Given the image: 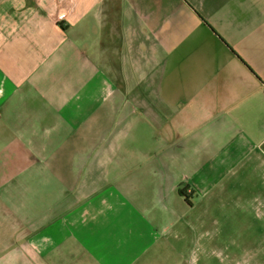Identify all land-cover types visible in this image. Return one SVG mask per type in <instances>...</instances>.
<instances>
[{"label":"crops","instance_id":"crops-1","mask_svg":"<svg viewBox=\"0 0 264 264\" xmlns=\"http://www.w3.org/2000/svg\"><path fill=\"white\" fill-rule=\"evenodd\" d=\"M63 11L0 10V264L186 253L264 185V0Z\"/></svg>","mask_w":264,"mask_h":264},{"label":"rangeland","instance_id":"rangeland-1","mask_svg":"<svg viewBox=\"0 0 264 264\" xmlns=\"http://www.w3.org/2000/svg\"><path fill=\"white\" fill-rule=\"evenodd\" d=\"M47 1L0 0V10L3 15L19 17L32 12L36 16H58L64 14L63 6L69 3V0L65 3V0H51L48 6ZM62 28H65L63 24ZM98 45L100 47V40ZM103 111L104 107L100 106L98 113ZM68 159L69 152H65L63 160L67 163ZM260 187L258 198L228 201L225 225L223 222L214 224L213 216L208 225H196L193 239L198 242L186 249V253L163 241V245L146 256L145 264H264V185ZM0 232L10 234L5 226Z\"/></svg>","mask_w":264,"mask_h":264},{"label":"trees","instance_id":"trees-1","mask_svg":"<svg viewBox=\"0 0 264 264\" xmlns=\"http://www.w3.org/2000/svg\"><path fill=\"white\" fill-rule=\"evenodd\" d=\"M179 194H180L182 197H184L185 200H186L187 202L191 203V202L189 201V195H188V194L184 193V192L181 191V190H179Z\"/></svg>","mask_w":264,"mask_h":264},{"label":"flooded vegetation","instance_id":"flooded-vegetation-1","mask_svg":"<svg viewBox=\"0 0 264 264\" xmlns=\"http://www.w3.org/2000/svg\"><path fill=\"white\" fill-rule=\"evenodd\" d=\"M106 1V4H107V0H105ZM32 14H34V15H36L35 14V12H32V13H30L29 15H32ZM63 29V28H62ZM64 30V29H63ZM184 200H185V198H184ZM186 201V200H185ZM187 202V201H186ZM188 204H190L189 202H187Z\"/></svg>","mask_w":264,"mask_h":264}]
</instances>
